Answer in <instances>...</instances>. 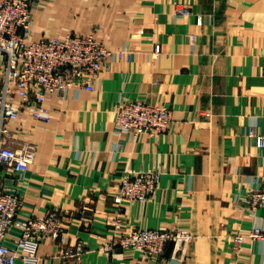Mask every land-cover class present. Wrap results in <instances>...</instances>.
I'll return each mask as SVG.
<instances>
[{
	"label": "crops",
	"instance_id": "1",
	"mask_svg": "<svg viewBox=\"0 0 264 264\" xmlns=\"http://www.w3.org/2000/svg\"><path fill=\"white\" fill-rule=\"evenodd\" d=\"M178 3L190 13L178 15ZM32 14L33 38L92 34L129 50L93 90L48 99L50 122L23 117L19 140L37 144L36 158L24 175L0 172V185L19 190L20 217L62 215L63 235L39 246L43 263L264 264V240L250 236L264 208L245 204L264 188V144L250 135H264V0H35ZM121 97L169 107L172 128L118 133ZM142 169L160 172L154 193L116 203L123 175ZM116 217L128 230L187 229L194 239L160 257L106 253ZM77 241L79 257L60 254Z\"/></svg>",
	"mask_w": 264,
	"mask_h": 264
},
{
	"label": "built area",
	"instance_id": "2",
	"mask_svg": "<svg viewBox=\"0 0 264 264\" xmlns=\"http://www.w3.org/2000/svg\"><path fill=\"white\" fill-rule=\"evenodd\" d=\"M35 0H0V172L5 169L24 175L35 160L37 144L20 142L23 117L38 124L51 121L46 101L54 96L65 98L70 88L93 90L102 68L109 69L112 60L126 57L127 48L110 49L94 35L32 37V6ZM183 13V7H177ZM156 53L160 45L154 46ZM172 113L145 101L120 98L117 102L115 127L118 133H160L173 125ZM259 145L264 135L251 131ZM160 180L156 169L127 172L120 181L115 198L144 200L153 192ZM250 212L264 208V188L250 192L245 199ZM22 198L17 188L0 185V264H44L38 254L39 246L47 240H58L62 233V215L58 209L47 213L20 217ZM20 217V218H19ZM18 230L14 233L12 228ZM13 232V233H12ZM250 236L264 240V225L251 227ZM9 238L10 243L6 240ZM190 236L180 229L166 232L159 228L137 227L129 231L122 221L115 224L103 249H140L145 256L161 253L170 240L179 248ZM243 237L237 234L236 242ZM61 254L79 257L84 250L77 241ZM64 251V252H63Z\"/></svg>",
	"mask_w": 264,
	"mask_h": 264
},
{
	"label": "rangeland",
	"instance_id": "3",
	"mask_svg": "<svg viewBox=\"0 0 264 264\" xmlns=\"http://www.w3.org/2000/svg\"><path fill=\"white\" fill-rule=\"evenodd\" d=\"M183 7V13H179L178 12V8L177 7ZM190 6L188 5V4H185V3H178L177 5H176V13H178V15H187L188 13H190ZM71 34H76V33H71ZM76 35H78V34H76ZM121 98H124V97H121ZM124 99H126V98H124ZM138 100H142V99H138ZM142 101H144V100H142ZM146 102V101H145ZM148 103V102H147ZM149 104H152V105H155V106H157V107H159V108H163V109H167L169 112H171L172 113V110L169 108V107H167V106H164V105H158V104H155V103H149ZM116 112H117V106H116V111H115V116H116ZM204 114L206 115V116H208V117H210V115H211V112L210 111H205L204 112ZM173 116V115H172ZM173 119H174V117H173ZM173 126V125H172ZM172 128V127H171ZM154 134V133H153ZM143 171H148L147 169L146 170H144V169H142ZM142 170H139V171H142ZM149 170H152V169H149ZM160 173V172H159ZM159 183V182H158ZM158 183L156 184V186H155V188H154V191L156 190V188H157V186H158ZM119 188H120V185L118 186V190H117V193H115V198H116V196H117V194H118V191H119ZM154 193V192H153ZM152 193V194H153ZM151 194V195H152ZM250 194V193H249ZM248 194V195H249ZM247 195V196H248ZM134 200H136V199H134ZM116 201V200H115ZM139 201H141V200H139ZM116 203H118V202H116ZM120 204V203H119ZM122 221L123 222V224H124V221H123V219L122 218H120V217H116V218H114V229H115V224H116V222L117 221ZM124 226H125V229H126V224H124ZM137 227H143V228H150V227H147V226H134L133 228H137ZM132 228V229H133ZM127 231H129V230H131V229H126ZM174 230H177V229H165L164 231H166V232H169V233H171V232H174ZM180 231L182 232V235H184V236H190V238H188L185 242H183V245H181V247H179V248H176L175 247V244H174V242H172V240H170V241H168L167 243H166V245H165V247H164V249H163V251L161 252V253H158L157 255H152V256H157V257H160L164 252H165V250H166V247L169 245V244H173L174 245V249H179L180 250V248H182L185 244H187L188 242H190L191 240H193L194 239V235L192 234V232H190L189 230H187V229H180ZM235 237H236V235H235ZM235 237H234V240H235ZM108 239H109V237H108ZM77 243V242H76ZM106 243V242H105ZM104 244V243H103ZM102 244V245H103ZM74 245V244H73ZM105 245V244H104ZM103 245V246H104ZM69 246H72V245H68V246H63L64 248V251L66 250V249H68V247ZM103 246H102V250L104 251V252H106V253H110V254H112V253H116V252H118L119 250H123V249H118V250H115L114 252H107V251H105L104 249H103ZM61 250V249H60ZM63 251V252H64ZM137 251H139L142 255H144L143 253H142V251L140 250V249H137ZM61 254V253H60ZM62 255V254H61ZM63 256V255H62ZM65 257V256H64ZM151 257V256H150ZM65 258H67V257H65Z\"/></svg>",
	"mask_w": 264,
	"mask_h": 264
}]
</instances>
